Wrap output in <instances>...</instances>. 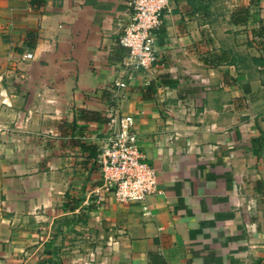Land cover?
Returning a JSON list of instances; mask_svg holds the SVG:
<instances>
[{"label": "crops", "instance_id": "1", "mask_svg": "<svg viewBox=\"0 0 264 264\" xmlns=\"http://www.w3.org/2000/svg\"><path fill=\"white\" fill-rule=\"evenodd\" d=\"M128 1L0 0V264H264V0H171L147 69L122 66ZM111 97L140 203L92 196Z\"/></svg>", "mask_w": 264, "mask_h": 264}, {"label": "built area", "instance_id": "2", "mask_svg": "<svg viewBox=\"0 0 264 264\" xmlns=\"http://www.w3.org/2000/svg\"><path fill=\"white\" fill-rule=\"evenodd\" d=\"M171 0H129V15L120 29L117 43L126 51L124 69H147L157 61V31L162 26ZM31 59L30 53L23 55ZM125 88L116 82L108 91ZM110 98L107 130L95 156L101 183L92 189L94 202L99 204L111 196L118 203H140L156 193V177L138 146L133 118L121 114Z\"/></svg>", "mask_w": 264, "mask_h": 264}, {"label": "trees", "instance_id": "3", "mask_svg": "<svg viewBox=\"0 0 264 264\" xmlns=\"http://www.w3.org/2000/svg\"><path fill=\"white\" fill-rule=\"evenodd\" d=\"M40 1L41 0H31L32 3H36V2L38 3ZM247 17H248V8L238 7L237 9H235L234 11L231 12L230 21L232 24H244L247 20ZM254 33L258 37H262L264 35V28L257 30V32L254 31ZM119 47H121V46H119ZM121 48L124 50L123 47H121ZM125 54H126V52H125ZM176 85H177V83L172 81V79L160 77L156 84L150 85L149 89L153 90V89L160 87V86L175 87Z\"/></svg>", "mask_w": 264, "mask_h": 264}]
</instances>
